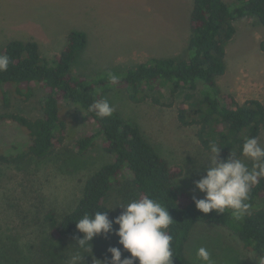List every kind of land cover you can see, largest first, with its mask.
Listing matches in <instances>:
<instances>
[{
    "label": "trees",
    "instance_id": "1",
    "mask_svg": "<svg viewBox=\"0 0 264 264\" xmlns=\"http://www.w3.org/2000/svg\"><path fill=\"white\" fill-rule=\"evenodd\" d=\"M239 19L254 20L264 29V0L231 3L192 0L188 38L179 57L150 58L132 67L111 68L92 76H82L75 71L77 59L87 44L82 31L71 30L62 50L52 61L40 56L39 46L33 40H13L2 47L0 54L7 55L11 61L8 70L0 72L2 106L8 108L10 104L9 94L4 89L6 85L13 86L22 100L33 96L34 87L40 88L43 95L38 118L0 113V122L16 124L29 138V143L20 151L13 154L0 151V166L22 170L33 160L50 157L62 147L66 138L62 103L77 107L96 125L95 131L74 140V152L83 156L100 140L101 150L111 157V162L86 178L70 211L59 217L51 210L44 214V238L39 243H13L7 250L0 248V264H67L75 243L73 237H82L76 230V221L84 214L110 210L107 198L121 187L128 191V195L123 194L126 200L147 195L168 207L173 218L169 228L173 236V264H194L187 257L186 249L198 226L222 228L236 237L256 260L264 256V178L253 186L248 201L251 207L242 220H235L228 210L223 214L200 212L193 196L177 188V181L183 175L182 167L171 166L145 137L136 120L122 116L109 99L118 90H123L128 101L135 105L146 101L164 105L165 91L171 100L181 96L176 119L183 127L196 128V139L204 151L211 156L209 145L215 143L221 148L219 159L227 160L230 154L244 158L241 151L245 138H259L264 130V105L254 98L239 103L217 83L226 71V47L235 33L232 22ZM111 75L118 80L113 82ZM102 98L114 108L113 114L104 119L88 110L94 101ZM108 215L110 219L115 217L112 211H108ZM2 240L6 238L0 233V246H3ZM117 241L115 235L107 239L94 238L92 255L85 257L86 264H93V256L99 260L110 259L107 252L110 246L122 248ZM211 245L199 241L197 248L215 250ZM16 253L22 258H13ZM129 255L122 252V259ZM221 255L216 259L221 264H239L228 252Z\"/></svg>",
    "mask_w": 264,
    "mask_h": 264
},
{
    "label": "rangeland",
    "instance_id": "2",
    "mask_svg": "<svg viewBox=\"0 0 264 264\" xmlns=\"http://www.w3.org/2000/svg\"><path fill=\"white\" fill-rule=\"evenodd\" d=\"M191 6L192 0H0V50L9 41L33 40L40 56L52 61L65 45L66 35L78 30L86 34L87 40L75 70L82 76L132 67L150 58L179 57L188 38ZM232 23L235 33L226 47V71L217 80L218 86L239 103L254 98L264 105V29L251 19ZM4 89L10 104L4 108L0 103V113H18L31 119L40 116V88L34 87L28 100L18 97L11 85ZM115 93L109 98L114 108L122 116L136 120L145 137L171 166L182 167L177 188L203 198L194 190V182L205 174L210 155L200 147L196 128L183 127L176 119L181 96L171 100L165 91L164 105L149 101L135 105L123 90ZM62 105L66 121L62 147L50 157L33 160L22 170L0 166V233L6 238L1 249L7 250L13 243H39L44 238V214L51 210L59 217L70 211L86 178L111 162V157L101 150L100 140L83 156L74 152V140L95 131L96 125L77 107ZM258 140L264 146V130ZM28 143L22 128L10 121L0 122L1 152L13 154ZM242 160L250 167V161L245 157ZM127 192L125 187L111 192L107 198L109 207L130 202L123 197ZM121 212L119 207L112 210L115 217ZM199 241L212 244L215 250L208 251L215 264H221L216 259L227 252L239 264H257L254 255L236 237L211 226H198L192 232L186 255L194 264H200L196 260ZM13 258H20V254Z\"/></svg>",
    "mask_w": 264,
    "mask_h": 264
},
{
    "label": "clouds",
    "instance_id": "3",
    "mask_svg": "<svg viewBox=\"0 0 264 264\" xmlns=\"http://www.w3.org/2000/svg\"><path fill=\"white\" fill-rule=\"evenodd\" d=\"M10 62L7 55L0 54V72H6ZM110 78L113 82L118 80L115 75ZM88 110L101 119L114 112L109 101L103 98L94 101ZM209 148L211 156L205 174L194 182V190L203 194V198L193 195L195 207L204 214L213 211L223 214L228 210L235 220H242L251 207L248 201L253 186L264 178V146L257 137L245 138L241 155L251 162V167L231 154L227 160L219 159L221 148L215 143ZM116 207L122 212L110 219L108 211ZM116 207L92 215L84 214L76 221V230L82 237H73L75 243L67 264H86L85 257L92 255L94 238L102 236L107 239L111 235L118 237L117 243L122 248L110 246L107 249L110 259L99 260L93 256V264H173V236L169 232L173 218L168 207L147 195ZM122 252L130 255L122 259ZM196 260L200 264H215L205 247L196 250ZM257 264H264V256L257 260Z\"/></svg>",
    "mask_w": 264,
    "mask_h": 264
}]
</instances>
